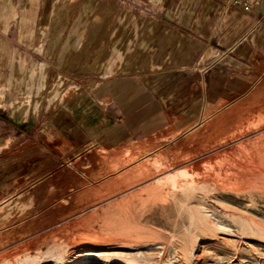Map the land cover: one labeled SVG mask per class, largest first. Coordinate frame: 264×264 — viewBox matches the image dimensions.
Instances as JSON below:
<instances>
[{"label":"rangeland","instance_id":"obj_1","mask_svg":"<svg viewBox=\"0 0 264 264\" xmlns=\"http://www.w3.org/2000/svg\"><path fill=\"white\" fill-rule=\"evenodd\" d=\"M192 2L0 0V59L19 82L0 94V164L20 153L11 119L35 131L67 118L86 84L149 55L155 19ZM0 264H264V71L146 140L47 151L0 194Z\"/></svg>","mask_w":264,"mask_h":264},{"label":"crops","instance_id":"obj_2","mask_svg":"<svg viewBox=\"0 0 264 264\" xmlns=\"http://www.w3.org/2000/svg\"><path fill=\"white\" fill-rule=\"evenodd\" d=\"M143 51L149 53L146 58L126 62L96 85L86 84L85 100L48 128L34 131L33 122L10 120L9 141L21 138L16 146L20 153L0 164L1 196L16 189L47 151L76 155L100 137L114 145L136 137L146 140L188 122L199 104L245 93L264 71V19L213 0H193L189 9H169L154 20ZM10 67L0 59V94L5 98L19 84ZM9 112L25 113L17 102ZM6 141L1 140L4 150Z\"/></svg>","mask_w":264,"mask_h":264},{"label":"built area","instance_id":"obj_3","mask_svg":"<svg viewBox=\"0 0 264 264\" xmlns=\"http://www.w3.org/2000/svg\"><path fill=\"white\" fill-rule=\"evenodd\" d=\"M256 2L257 0H232L230 6L240 8L245 13H251Z\"/></svg>","mask_w":264,"mask_h":264},{"label":"bare ground","instance_id":"obj_4","mask_svg":"<svg viewBox=\"0 0 264 264\" xmlns=\"http://www.w3.org/2000/svg\"><path fill=\"white\" fill-rule=\"evenodd\" d=\"M2 13L4 14L5 12H7V8H6V6H5V4H2ZM81 52H83V51H81ZM84 52H85V48H84ZM74 53V52H73ZM80 53V52H79ZM78 54V53H77ZM82 54V53H81ZM74 56H75V54H74ZM79 56H80V54H79ZM78 56V57H79ZM76 57V56H75ZM77 58V57H76ZM78 60H79V58H77ZM73 60H74V58H73ZM70 62H72V61H70ZM74 62H78L76 59H75V61ZM71 64V63H70ZM104 65V64H103ZM100 253H101V251H99ZM83 253V252H82ZM100 253H98V252H96V251H94V250H90V251H87V252H85L84 253V255H87V256H99V255H101Z\"/></svg>","mask_w":264,"mask_h":264}]
</instances>
